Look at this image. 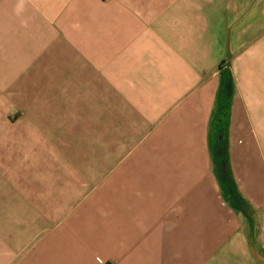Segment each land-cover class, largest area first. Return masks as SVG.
<instances>
[{
  "label": "crops",
  "instance_id": "1",
  "mask_svg": "<svg viewBox=\"0 0 264 264\" xmlns=\"http://www.w3.org/2000/svg\"><path fill=\"white\" fill-rule=\"evenodd\" d=\"M263 227L264 0H0V264H264Z\"/></svg>",
  "mask_w": 264,
  "mask_h": 264
},
{
  "label": "rangeland",
  "instance_id": "2",
  "mask_svg": "<svg viewBox=\"0 0 264 264\" xmlns=\"http://www.w3.org/2000/svg\"><path fill=\"white\" fill-rule=\"evenodd\" d=\"M221 44L224 43V41H226V38H228V35L226 34H221ZM27 82H19V85L20 87H24L26 85ZM5 122H8V125H14L15 129L14 131L17 132L19 135H22L23 132L25 133H28V137L29 138H34L35 140L37 139H44L45 141L47 142H56L58 143L59 141H64V143L66 142L65 141V136H66V133L64 130H58V129H50V130H24L23 128H21L22 126H25L26 123H23V122H26V115L25 114H22V113H16V112H13V113H6L4 115V119H3ZM11 122H15V124H12ZM17 125V127H16ZM18 128V129H17ZM222 137V136H221ZM42 140H40L41 142ZM18 149V150H17ZM16 150V153L18 155H22L23 153L26 154L27 151V147L26 146H23V145H19L18 148ZM31 149H33L32 152L34 153H41V151H39L38 149H41V150H46L47 153H50V154H54V152H63V150H71L74 149V146H53V145H50V146H40L39 144H36L34 147L32 146ZM31 151V150H30ZM217 188L216 186L214 185V180L213 178L211 177V191H216ZM230 195L228 193H226V199L228 202H231V197H229ZM220 200V199H219ZM244 201V200H243ZM245 202H241L240 201V204H239V208L241 209H245ZM236 208V207H235ZM264 228V227H263ZM113 264V263H112Z\"/></svg>",
  "mask_w": 264,
  "mask_h": 264
},
{
  "label": "flooded vegetation",
  "instance_id": "3",
  "mask_svg": "<svg viewBox=\"0 0 264 264\" xmlns=\"http://www.w3.org/2000/svg\"><path fill=\"white\" fill-rule=\"evenodd\" d=\"M224 137V136H223ZM223 137H217L218 138V146L213 145L214 148V157H215V174L217 177V180L220 184V187L222 189V192L224 194V197L226 199V193H228L231 197V202H228L231 206L239 208L240 201L244 202L243 199L238 195V192L232 188V184L230 181L229 171L230 166L228 169V164L226 161V155H225V143ZM232 178V177H231ZM227 200V199H226Z\"/></svg>",
  "mask_w": 264,
  "mask_h": 264
},
{
  "label": "trees",
  "instance_id": "4",
  "mask_svg": "<svg viewBox=\"0 0 264 264\" xmlns=\"http://www.w3.org/2000/svg\"><path fill=\"white\" fill-rule=\"evenodd\" d=\"M226 103H222L219 107H218V110H217V113H216V124L215 125H218L217 121L219 120H222V118L224 117H228L229 116V113H228V107L225 105ZM216 135L214 137V140H213V145H216L218 146V138L219 136H225V133H226V129L224 128V126L221 124L220 126H217L216 129ZM225 155H226V161H227V164H228V169H229V156H228V149H227V145L225 144ZM229 176H230V181H231V184H232V188H234V190L236 192H238V189H237V185H236V182L233 178V175H232V172H231V168H230V171H229ZM232 177V178H231ZM238 195L240 196L239 192H238ZM241 197V196H240Z\"/></svg>",
  "mask_w": 264,
  "mask_h": 264
}]
</instances>
